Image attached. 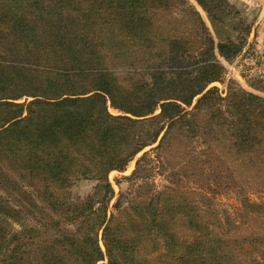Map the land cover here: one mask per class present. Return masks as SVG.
I'll list each match as a JSON object with an SVG mask.
<instances>
[{
    "label": "trees",
    "instance_id": "trees-1",
    "mask_svg": "<svg viewBox=\"0 0 264 264\" xmlns=\"http://www.w3.org/2000/svg\"><path fill=\"white\" fill-rule=\"evenodd\" d=\"M199 3L222 21V5ZM186 4L0 0V264H98L105 257L109 264H142L146 241L161 233L174 240L171 222L180 214L199 234L183 245L179 264H264V239L239 238L232 231L230 239L216 238L198 214H189L193 207L183 203L185 198L149 189L162 154L187 148V142L227 148L248 160L247 172L264 175V98L234 87L224 98L212 87L224 84L227 72L217 53L231 62L245 39L234 38L225 26L223 35L217 28V42L200 17L197 40L171 31L166 15ZM142 153L128 178L144 183L137 190L140 206H134L135 217L114 225L115 215L107 221L115 194L109 176L124 173ZM252 155L260 162H250ZM211 161L215 170L217 159ZM187 174L184 179L196 176ZM79 179L99 184L65 216L70 222L81 217L77 233L43 239L56 230L62 233L60 222L50 217L45 222L29 190L57 210L66 204L54 190L64 192ZM243 206L251 215L264 213V203L246 198ZM94 216L92 236L83 227ZM125 225L127 233L119 238ZM103 227L106 253L96 239Z\"/></svg>",
    "mask_w": 264,
    "mask_h": 264
},
{
    "label": "rangeland",
    "instance_id": "rangeland-1",
    "mask_svg": "<svg viewBox=\"0 0 264 264\" xmlns=\"http://www.w3.org/2000/svg\"><path fill=\"white\" fill-rule=\"evenodd\" d=\"M185 1L188 4L174 7L171 13H168L165 17L164 22L169 25L171 31L172 28H175L178 31L180 30L181 36L197 40L199 38L197 24L198 17H200L209 34L217 42H219L218 38L221 37L217 33V28L222 35L227 28L234 38L241 37L245 39L243 51L231 62L222 59L216 52L218 59L227 72L224 84H214L212 87L219 88L224 98L227 97L228 89L231 87L250 92V86L252 85L262 92L264 84L256 76L249 79L246 72L250 70L251 65L248 64L246 67L245 60L250 61V59L258 57L259 52L264 47V0H203L209 6L208 8L222 5V23H219L206 12L200 5L199 0ZM180 8L183 12L180 11ZM246 27L249 28V33L245 32ZM176 33L178 32L173 31V34ZM166 35L167 33L163 34L164 37ZM198 100L199 98L195 100L194 106L198 103ZM110 112L113 115H120L113 109H110ZM186 145L187 148H172L162 154L165 159L157 164V167H159L158 174L149 182V189L154 193L167 192L171 199L185 198L182 200L183 203L185 205L192 204L193 207L189 210V214L193 216L198 214L199 218L197 220L207 224L211 228L209 231L212 233L213 230L216 238L230 239L229 234L232 231V234H240L239 238L264 239V213L251 215L243 206L246 198L258 204L264 203V175L259 177L255 173L247 172L245 162H248V160L245 161L243 157H239L236 152H230L227 148H196V144L188 142ZM142 155L143 153L131 162L124 173L113 172L109 176L115 194L108 204L107 221L109 222L112 216L115 215L116 222L114 225L123 223L129 217L136 216L137 212L134 210V206H140L137 201V190L144 183L143 181L132 182L128 178L133 175L137 160ZM211 158L217 159V162L214 163L215 170L211 169L209 164V162H212ZM249 161L252 163L260 162L254 155L251 156ZM185 164L188 167H185L186 170L183 168ZM164 165L165 170L160 168ZM218 166L222 169L220 170ZM225 168L229 171H225ZM174 173L176 175L171 178V174ZM192 173H195L196 176L191 179H184L185 174L189 177ZM169 178L171 180L184 179V182L178 185L172 184ZM98 184L99 182L93 179H79L74 182L70 189L64 192L54 190L60 201L66 204L60 206L57 210L44 204L39 194L29 190L41 206L40 212L45 214V222L49 217L60 222L59 228L62 233L56 230L46 234L43 239L49 241L62 240V236H71L77 233L81 217L78 221L70 222L65 219V216L74 212L75 206L85 203L95 193ZM241 186L244 187V191ZM97 208L99 207L96 206ZM35 212L39 214V211ZM39 216L41 218V215ZM96 218V216L92 217L89 223L84 225V232L94 236V230H97ZM184 218L185 216L180 214L171 222L173 225L171 235L174 236V240L167 237L165 233H161L158 238H150L151 240L146 241L139 255L140 258L146 260L145 262L142 260V264H179L178 258L182 253L181 248L187 241H195L199 234L198 229H194L193 225H188L187 218ZM168 219L171 221L172 216L170 215ZM30 223L34 225L35 221L30 220ZM16 228L18 229L19 226H16ZM104 228L98 230L96 239L106 253ZM127 230V225L122 226L119 238L127 233ZM47 231L44 229V232ZM78 236L81 239V234H78ZM234 251H236V248L233 245L231 252ZM231 252L229 255L233 258ZM98 264H109L108 257H105Z\"/></svg>",
    "mask_w": 264,
    "mask_h": 264
},
{
    "label": "built area",
    "instance_id": "built-area-1",
    "mask_svg": "<svg viewBox=\"0 0 264 264\" xmlns=\"http://www.w3.org/2000/svg\"><path fill=\"white\" fill-rule=\"evenodd\" d=\"M261 56V58H260ZM250 62V63H249ZM246 66L251 65L250 70H247L249 79L256 76V78L264 84V57L262 51L259 52V56L249 60H245ZM264 95V94H263ZM264 98V96H262Z\"/></svg>",
    "mask_w": 264,
    "mask_h": 264
},
{
    "label": "crops",
    "instance_id": "crops-1",
    "mask_svg": "<svg viewBox=\"0 0 264 264\" xmlns=\"http://www.w3.org/2000/svg\"><path fill=\"white\" fill-rule=\"evenodd\" d=\"M262 50V53H263V57H264V47L261 49ZM245 67V66H244ZM244 67H242L244 69ZM247 67V66H246ZM251 87V91L252 93L256 94V95H259V96H264V90L261 92L260 89L256 88V87H253L252 85L250 86Z\"/></svg>",
    "mask_w": 264,
    "mask_h": 264
}]
</instances>
